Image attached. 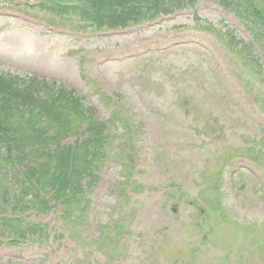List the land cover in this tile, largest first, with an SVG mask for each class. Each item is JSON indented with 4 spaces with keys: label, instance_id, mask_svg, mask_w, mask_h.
<instances>
[{
    "label": "rangeland",
    "instance_id": "rangeland-1",
    "mask_svg": "<svg viewBox=\"0 0 264 264\" xmlns=\"http://www.w3.org/2000/svg\"><path fill=\"white\" fill-rule=\"evenodd\" d=\"M24 2L0 0V73L46 81L54 91L36 86L42 102L50 104L61 93L93 108L95 122L116 138L98 167L105 157L114 167L98 200L91 194L96 183L91 187L86 177L83 191L90 204L83 217L74 216L77 227L87 225L85 234L94 231L97 239L87 243L74 234L72 241L54 211L42 216L52 220L47 240L26 227L22 241L8 245L5 224L0 264H264V171L255 167L262 174L254 176L244 166L247 160L264 164V66L257 61L264 57V38L241 16L245 3L180 0V11L164 5L155 21L144 11L140 26L101 37L96 27L77 24L85 20L82 15L92 18L86 10L72 11L68 20L42 1L34 8ZM245 62L250 69L256 62L261 66L252 73ZM42 102L32 108L40 109ZM113 110L120 120L113 119ZM87 125L63 144L74 143ZM82 137H88L86 130ZM4 147L0 144V191L7 188L0 200L16 193L31 204L32 195L24 198L22 192L30 184L17 182L26 170L21 166L15 176ZM48 159L55 163V157ZM141 171L155 191L186 187L165 200L152 192L135 201ZM191 201L207 210V221L187 207ZM9 207L5 202L0 214L9 216ZM128 221L131 238L124 234ZM123 246L129 247L127 258L120 259Z\"/></svg>",
    "mask_w": 264,
    "mask_h": 264
},
{
    "label": "trees",
    "instance_id": "trees-1",
    "mask_svg": "<svg viewBox=\"0 0 264 264\" xmlns=\"http://www.w3.org/2000/svg\"><path fill=\"white\" fill-rule=\"evenodd\" d=\"M78 2L80 4L76 8L77 10L83 8L84 5H88L95 11L93 14V18H96L100 21L104 19V13L105 16L106 14H115L117 18L112 22V24H114L115 26L123 27H125V25L120 24L122 23V20H125L126 23L142 22L143 19L140 17L141 12L145 11L153 18L154 15L157 16L159 14L161 8L164 5H175L176 8L184 5L179 4L180 0H79ZM249 6L251 10H246L244 12L247 15L246 19L250 21L257 34L260 37L264 38V0H250ZM260 6H263V8H260ZM108 17L114 18L113 16ZM93 20L96 21L95 19ZM33 83L35 82L20 81L19 78L14 79L0 74V144L3 147H7L10 150L9 152L12 151V149L8 147L9 145H11V137H9V135L11 136V134L14 133V130H12V128L10 127L9 121L14 120L15 117L16 139L18 138L20 140H23L24 138H27L29 140L38 141L39 144L46 143V139H41V131L37 133L30 131L29 128L34 124V118H27V112L23 110L32 108L29 105L31 103L35 105L36 103L30 96L31 92L35 93L34 88L36 86ZM24 85L27 86H25L24 88L21 87ZM46 89L50 88L43 85L42 91H45ZM41 102L42 99H40V103ZM12 104L16 105V116L13 112H10L13 107ZM61 108L64 120L71 124V127H69V131H74L73 127L79 126L82 122L91 121L87 130L91 133V137L93 138H89L83 144L76 146V148L74 149H68L65 152H62L61 148L58 147L57 151L53 153H47L48 156L55 154L52 155V157H55V163L51 164L49 159H45V162L43 161L41 170L37 172L39 174L37 183L39 185L44 184V176L51 174V176L54 177L52 183L54 188L59 181L63 180L61 174L65 163L69 164L70 160H74L76 167H78L80 170H86L90 162H95L96 158L99 155L98 148H96L95 151L91 150V148L93 147V145L95 146V143L99 146L103 140V136H101V126L96 125V123L94 122V118L90 119L88 115L86 116V113H83L82 106L77 99L69 98L67 100L66 94L60 93V96H58L57 98L53 97V100L50 104L48 102H42V106L40 107V111L37 113V115L44 111V115L49 116L52 114L53 109L60 111ZM48 109L51 110L45 111ZM72 112L74 113V116L71 119L70 116ZM117 119L120 120L119 118ZM21 130L24 132H22ZM93 131L96 132V137H94ZM40 155H42L43 157V153L40 152L37 154L39 158ZM21 160L22 159H20V161ZM33 172L34 171H32L31 176H33ZM46 204L47 203L43 201L40 204V207L45 208ZM20 231L22 232V230Z\"/></svg>",
    "mask_w": 264,
    "mask_h": 264
}]
</instances>
